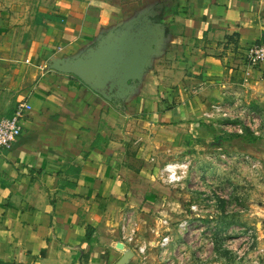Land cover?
Wrapping results in <instances>:
<instances>
[{
  "label": "crops",
  "instance_id": "1",
  "mask_svg": "<svg viewBox=\"0 0 264 264\" xmlns=\"http://www.w3.org/2000/svg\"><path fill=\"white\" fill-rule=\"evenodd\" d=\"M46 1L0 0V119L25 107L21 137L0 155V264H115L120 243L132 249L123 227L167 206L151 163L163 132L194 162L215 161L213 105L264 113V64L246 62L264 44V0H156V17L177 9L175 28L121 105L51 64L120 25L133 0Z\"/></svg>",
  "mask_w": 264,
  "mask_h": 264
},
{
  "label": "rangeland",
  "instance_id": "2",
  "mask_svg": "<svg viewBox=\"0 0 264 264\" xmlns=\"http://www.w3.org/2000/svg\"><path fill=\"white\" fill-rule=\"evenodd\" d=\"M46 0H24L26 5L34 4L37 7L38 2L45 3ZM54 1V0H47ZM130 1V0H129ZM156 0H133L127 4V8L121 11V18L118 23L123 24L129 19L135 17L139 12L147 7L156 4ZM160 2L157 3L158 10ZM41 7V6H40ZM39 10V8H38ZM37 8L34 11H38ZM117 23V24H118ZM118 27V26H116ZM114 28V27H113ZM226 123L237 124L232 121L218 120V132L215 138V150L211 151V155L217 160L208 159L206 162H194L195 152L180 151L176 144V134L174 132H163L164 146L154 156L156 161L151 159V163L160 166V176L162 168L173 162H181L190 160L192 170L188 173V177L182 186H169L168 203L165 209L160 212H152L147 218L148 223L141 224L139 227L138 237L141 242L158 240L154 230L159 228L160 221L167 219L170 221V234L181 239L178 232V225L185 220L190 205L201 200V196L205 193H220L223 197H228L226 201L218 200L215 209L228 208L232 213L225 217H215L217 229L213 232L214 237L219 245L220 256L226 259L225 264H236L232 255L226 251H221L222 240L219 237V229L222 225L235 228L256 229L257 224L263 225V230L259 232L261 241L264 244V139L255 137L252 133L247 132L246 135H239L236 129L231 128L227 131ZM220 147V148H219ZM221 150H219V149ZM159 150V149H157ZM203 152L200 153V155ZM152 157V158H154ZM209 224L207 220L203 222ZM146 226V227H145ZM258 229V228H257ZM163 232V231H162ZM235 232V231H233ZM207 231L200 232L197 235L186 234L185 243H190L200 238L206 240ZM146 239V240H145ZM131 246V251L137 258L134 264H160L159 251L153 249L147 253L146 260L140 257L135 251V247Z\"/></svg>",
  "mask_w": 264,
  "mask_h": 264
},
{
  "label": "built area",
  "instance_id": "3",
  "mask_svg": "<svg viewBox=\"0 0 264 264\" xmlns=\"http://www.w3.org/2000/svg\"><path fill=\"white\" fill-rule=\"evenodd\" d=\"M246 62L249 67L264 64V44H255L246 55ZM248 74V72H247ZM25 113L24 105H19L15 112L8 117L0 119V155L11 150L23 133L22 118ZM210 120L232 121L237 124L226 123L225 129L231 131L236 129L239 135L252 133L255 137L264 139V113L236 102L233 105L228 103H218L211 107L206 114ZM192 170L190 160L173 162L167 164L161 170V178L166 185L182 186ZM218 200L226 201L228 197H223L220 193H205L199 202L194 201L186 213L185 220L178 225L180 240L170 234V221L162 219L159 228L154 230L158 240L141 242L138 237L139 223H134L131 228L127 225L123 227L126 233L124 240L127 244L133 245L135 251L144 260L147 253L153 249L159 251L160 264H225L227 261L220 256L219 245L213 232L217 229L215 217H225L232 212L228 208L215 209ZM210 222L205 225L203 222ZM219 229L222 245L220 250L226 251L234 258L236 264H264V244L259 235V229L235 228L222 225ZM163 231V232H162ZM207 231V239L196 238L195 241L185 243L186 234L202 233ZM235 231V232H233Z\"/></svg>",
  "mask_w": 264,
  "mask_h": 264
},
{
  "label": "water",
  "instance_id": "4",
  "mask_svg": "<svg viewBox=\"0 0 264 264\" xmlns=\"http://www.w3.org/2000/svg\"><path fill=\"white\" fill-rule=\"evenodd\" d=\"M157 4L101 34L93 46L72 58L53 60L51 69L77 77L109 102L134 95L155 57L161 54L166 27L155 21ZM124 251L115 264H129L133 252Z\"/></svg>",
  "mask_w": 264,
  "mask_h": 264
},
{
  "label": "trees",
  "instance_id": "5",
  "mask_svg": "<svg viewBox=\"0 0 264 264\" xmlns=\"http://www.w3.org/2000/svg\"><path fill=\"white\" fill-rule=\"evenodd\" d=\"M178 11L175 7H166L164 10L156 17V21L162 23L169 32L175 28V17ZM95 231L91 228H87V236L85 239L86 243H92L95 238H93Z\"/></svg>",
  "mask_w": 264,
  "mask_h": 264
},
{
  "label": "flooded vegetation",
  "instance_id": "6",
  "mask_svg": "<svg viewBox=\"0 0 264 264\" xmlns=\"http://www.w3.org/2000/svg\"><path fill=\"white\" fill-rule=\"evenodd\" d=\"M155 21H156V17H155V19H154Z\"/></svg>",
  "mask_w": 264,
  "mask_h": 264
}]
</instances>
